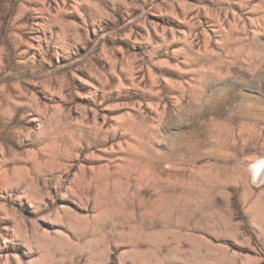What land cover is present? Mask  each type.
<instances>
[{"label": "rangeland", "instance_id": "obj_1", "mask_svg": "<svg viewBox=\"0 0 264 264\" xmlns=\"http://www.w3.org/2000/svg\"><path fill=\"white\" fill-rule=\"evenodd\" d=\"M0 264H264V0H0Z\"/></svg>", "mask_w": 264, "mask_h": 264}, {"label": "bare ground", "instance_id": "obj_2", "mask_svg": "<svg viewBox=\"0 0 264 264\" xmlns=\"http://www.w3.org/2000/svg\"><path fill=\"white\" fill-rule=\"evenodd\" d=\"M262 164V162H261ZM260 163H256V165H254V178L255 179H259L262 175V165Z\"/></svg>", "mask_w": 264, "mask_h": 264}]
</instances>
